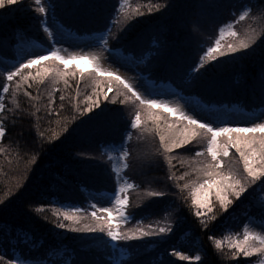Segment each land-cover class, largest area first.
Instances as JSON below:
<instances>
[{
    "label": "trees",
    "instance_id": "1",
    "mask_svg": "<svg viewBox=\"0 0 264 264\" xmlns=\"http://www.w3.org/2000/svg\"><path fill=\"white\" fill-rule=\"evenodd\" d=\"M48 1L52 18L71 35L83 40L105 36L109 48L131 56L136 67L157 84L194 96L211 108L264 109V0ZM149 7L154 10L149 12ZM34 8L33 0L0 8L1 59L19 66L21 48L38 45L43 55L53 46L52 37L44 31L45 16ZM247 8L251 13L240 20V12ZM228 25L238 35L224 36L221 44H236L251 35L254 39L249 48L217 54L197 71L199 57L215 43L219 29ZM22 71L35 75L38 69ZM4 72L0 67V86L6 82ZM18 79L9 82V93L0 89L6 105L0 119L7 128L0 140L4 149L0 152V264L9 260L22 264H233L229 250L216 249L209 237L242 233L243 225L251 219L264 224V212L242 200L227 212L217 205L216 218L206 219L204 227L190 208V198L185 199L189 191L180 192L166 176L170 171L177 176L187 172L188 166L180 161L195 156L200 148L206 149L207 138L198 136L175 149L170 169L156 152L159 139L155 130L140 132L130 127L138 101L126 100L124 94L117 93L115 84L109 91L108 77H99L108 98L101 95L99 107L83 114L79 109L91 102L84 97L95 99L92 89L100 87L87 73L83 79L79 72L65 77L67 84L64 80L54 83L50 77L43 81L29 78L13 97ZM155 111L167 116L163 109ZM152 123L142 120L141 127H151ZM53 132L56 138L48 139ZM122 144L130 152L123 176L134 187L127 193L131 218L122 224L121 231L143 228L154 234L112 244L106 233L87 230L85 225L91 227L92 211L101 214L92 207L90 196L115 193L119 186L108 149ZM237 156L232 149L225 159ZM151 191L166 195L149 196ZM73 208L81 210L76 213L81 217L77 222L56 215ZM60 222L74 223L81 230L60 228ZM165 226L171 231L160 233L159 228ZM116 247L121 248L124 258L117 259ZM174 251L201 259L186 260ZM257 262L255 256L238 258V264Z\"/></svg>",
    "mask_w": 264,
    "mask_h": 264
},
{
    "label": "snow or ice",
    "instance_id": "2",
    "mask_svg": "<svg viewBox=\"0 0 264 264\" xmlns=\"http://www.w3.org/2000/svg\"><path fill=\"white\" fill-rule=\"evenodd\" d=\"M18 2L19 0H0V8ZM33 3L35 12L40 13L41 16L48 14L49 8L46 7L44 0H33ZM153 10L152 7L148 9L149 12ZM250 13V8L245 9L240 12L239 19H245ZM44 31L49 37L53 36L52 30L47 24L44 25ZM225 34V27L222 26L219 29V37L215 40V43L209 46L207 51L199 57L197 71L204 66L206 59H215L217 54L223 55L225 51L236 52L240 49H247L254 39L253 36L249 35L240 39L236 44L223 46L221 38ZM227 35L236 37L238 33L229 25ZM261 35H264V32ZM99 61L100 58L95 53L63 55L60 48L53 45L45 54L31 55L18 67L5 71L3 75L6 82L0 86V89L3 93H9V82L19 77L13 86L15 91L12 92V96L15 97L16 92L21 90L23 83L27 82L29 78L43 81L45 77H50L54 83L58 80H64L67 84L68 81L65 77L76 76L79 72L80 78L83 79L85 73H87L100 87L92 89L95 99L92 95L84 97L85 101L91 102L88 103L87 107L79 109L83 114L99 107L101 95L104 99L108 98V92L104 91V85L99 80V77L106 76L108 77L107 88L109 91L115 84L117 93L124 94L126 100L138 101L137 110L129 121L130 127L131 129H138L140 132L155 130L159 139V147L156 152L167 161L170 169L173 167V160L176 159L175 156L171 155L175 149L188 145L190 141L198 136L207 138L206 149L200 148L195 152V156L180 161L188 166L187 172L177 176L175 171H170L166 176L180 192L189 191V197L185 199L190 198V208L204 227H207L206 219L214 220L216 218L214 210L217 205L222 211L227 212L230 206L242 200H248L249 203L255 204L261 212H264V195H262L264 194V119L260 122H251L246 126H232L230 124L214 126L213 123L198 119L195 115L186 112L179 104H170L164 100L149 98V96L138 91L137 87L128 79L111 69L103 68ZM60 65H63V68ZM71 65H75V67H70ZM32 67L38 69L35 75L31 71H22ZM27 95L31 97L32 94L27 92ZM49 95L51 96V93ZM112 99L115 100L116 96L114 95ZM120 102L124 103V101ZM15 106L20 107L19 103H15ZM48 107L51 108V99L48 101ZM61 107H63V104H61ZM155 109H163L167 116L160 111H155ZM5 110L6 105L3 103V97H0V112ZM172 117H175V119H172ZM142 120L145 124L147 121H152V126L148 128L141 127ZM6 132L5 121L0 119V140L3 139ZM40 135L43 137L45 134L41 132ZM56 136L57 133L53 132L48 139H55ZM127 136L131 139L132 133L128 132ZM232 149L238 154L237 158L226 160L225 158L230 157ZM2 151L4 149L0 147V152ZM129 156L130 152L122 144L119 152L121 164L116 168L117 172L121 168L127 169L129 167ZM197 157L202 158L197 159ZM190 173L195 175L190 177ZM186 177L188 178L186 179ZM180 180H185V182L180 183ZM133 187L132 183H120L115 191L112 206L99 208L98 211L101 214L92 211L90 213L91 227L85 225V229L104 232L107 237L114 241H129L153 235L152 231L146 232L143 228L121 231V225L127 219L126 207L129 204L127 193ZM257 189H259V192ZM148 195L157 197L164 196L166 193L151 191ZM2 202L3 200H0V203ZM92 207L95 208L96 205ZM79 211L81 210L75 208L66 209L63 212H56V215H63L67 221L77 222L81 219L76 214ZM58 227L81 230L75 228L74 223L60 222ZM148 227L151 229L152 226L149 225ZM169 231L171 229L166 226L159 228L160 233ZM209 238L213 240L216 249L223 250L226 247L229 250L233 264H238V258L240 257L254 256L258 258V264H264V225L253 227L249 222L243 225L242 233H229L221 238L215 236ZM173 254L186 260L199 261L201 259L199 255L189 256L179 251H174ZM7 264H22V262L9 260Z\"/></svg>",
    "mask_w": 264,
    "mask_h": 264
},
{
    "label": "rangeland",
    "instance_id": "3",
    "mask_svg": "<svg viewBox=\"0 0 264 264\" xmlns=\"http://www.w3.org/2000/svg\"><path fill=\"white\" fill-rule=\"evenodd\" d=\"M44 3L46 7L49 8V12L45 16V24L51 28L53 32V45L60 48L61 54L95 53L99 56V62L103 68L111 69L117 74L128 79L134 86L137 87L138 91H141L145 95L149 96V98L164 100L170 104H179L186 112L195 115L198 119L211 122L214 126H222L223 124L246 126L251 122H260V120L264 119V109H261L258 112H247L245 110L232 109L228 107L211 108L199 102L194 96L182 95L178 91L169 88V86L157 84L155 80L146 76L136 67L137 63L131 58V56L127 55L124 51L109 48L105 43L107 42L105 36L96 35L83 40L76 35H71L67 29L60 26L52 18L50 2L48 0H44ZM121 3L123 4V2ZM228 26H224L226 32L225 36H228ZM221 39H224V37ZM39 51L41 50L38 45L33 46L31 49L21 48L19 53V63H23L24 60L31 55L39 54ZM0 67H2L4 71H7L11 70L13 67H18V65H16L15 62L5 61L0 58ZM124 143H126V141ZM123 145L125 146V144ZM120 150L121 146L116 149H108V153L113 159V166L115 169L121 164L119 157ZM123 170L124 169L121 168V170L117 172L119 184L124 182L130 183L129 180L123 176ZM90 198L92 206L96 205L95 208L99 210L101 207L112 206L115 199V193H99L91 195ZM126 213L127 219L124 223L128 222L131 218L128 214L127 207ZM249 222H251L253 227L257 225H264L262 222L253 219L249 220L247 223ZM110 241L112 244L115 242L111 238ZM115 252L118 260L120 258H124L121 248L116 247ZM254 264H258V262Z\"/></svg>",
    "mask_w": 264,
    "mask_h": 264
}]
</instances>
